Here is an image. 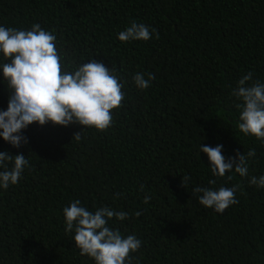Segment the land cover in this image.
Returning <instances> with one entry per match:
<instances>
[{
  "label": "trees",
  "instance_id": "obj_1",
  "mask_svg": "<svg viewBox=\"0 0 264 264\" xmlns=\"http://www.w3.org/2000/svg\"><path fill=\"white\" fill-rule=\"evenodd\" d=\"M133 21L158 35L120 41ZM36 23L57 37L62 73L94 58L115 69L125 98L103 132L33 123L20 148L0 136V152L29 161L16 185L0 187V264H95L65 232L63 209L77 199L128 213L107 226L142 241L131 264H264V188L249 184L264 175V143L239 130L242 101L231 95L249 72V86L264 83V0H0V26ZM6 62L0 53V111ZM138 72L154 74L149 88L135 86ZM220 144L226 160L255 149L247 177L212 174L200 146ZM233 185L239 203L222 214L192 192Z\"/></svg>",
  "mask_w": 264,
  "mask_h": 264
},
{
  "label": "clouds",
  "instance_id": "obj_2",
  "mask_svg": "<svg viewBox=\"0 0 264 264\" xmlns=\"http://www.w3.org/2000/svg\"><path fill=\"white\" fill-rule=\"evenodd\" d=\"M154 33H157L156 29L150 30L144 23L133 21L130 27L119 33L118 39L125 43L148 41ZM56 40L52 32L42 29L38 23L33 24L31 30L0 26V53L10 61L2 65L3 76L11 90L7 110L0 111V136L13 147L20 148L22 143H28L21 132L33 123L43 126L51 122L65 127L76 123L83 129L106 131L113 123L112 111L120 108L125 98L122 92L124 85L115 69H109L94 58L74 72L62 73ZM154 79V74H148V79H145L140 72L132 77L140 90L149 88ZM251 80L252 73L249 72L239 80L231 95L242 101L237 105L241 108L239 130L264 143V83L257 80L249 86ZM81 133L75 134L74 138L79 140ZM222 149V144L215 148L200 146V153L207 154L209 158L212 174L223 178L234 170L247 177L249 158L256 155L255 149L249 150L247 156L238 152V159L227 160ZM9 163H12L11 168ZM28 163L23 154L0 152V168L3 169L0 171V187L7 190L10 185H16ZM232 178L227 176V180ZM190 179L183 176L181 186L187 187ZM215 183V180L209 181L211 185ZM249 184L264 188V175L252 176ZM238 189L239 185L231 188L222 186L218 190L196 186L192 192L200 205L222 214L231 205L239 203L235 198ZM140 190L143 191V187ZM150 200L151 196L145 195L143 202L147 204ZM63 213L65 232H74L73 239L80 255L93 258L95 264H131L133 257L130 254L142 246V241L136 236L124 237L118 229L107 226L113 217L119 221L129 218L127 212H117L107 206L93 212L81 206L77 199L70 207H65ZM141 214L139 211L135 213L137 217Z\"/></svg>",
  "mask_w": 264,
  "mask_h": 264
}]
</instances>
